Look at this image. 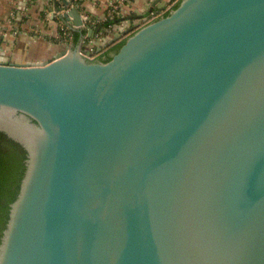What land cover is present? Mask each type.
I'll return each mask as SVG.
<instances>
[{
  "label": "water",
  "instance_id": "water-1",
  "mask_svg": "<svg viewBox=\"0 0 264 264\" xmlns=\"http://www.w3.org/2000/svg\"><path fill=\"white\" fill-rule=\"evenodd\" d=\"M53 3L78 41L0 63L26 154L0 264H264V0L150 9L108 61Z\"/></svg>",
  "mask_w": 264,
  "mask_h": 264
},
{
  "label": "crops",
  "instance_id": "crops-1",
  "mask_svg": "<svg viewBox=\"0 0 264 264\" xmlns=\"http://www.w3.org/2000/svg\"><path fill=\"white\" fill-rule=\"evenodd\" d=\"M178 0H77L85 21L84 49L97 57L120 42L151 11V17L162 15ZM111 19L105 20L111 5L116 4ZM53 0H0V63L26 64L54 59L62 49L55 41L60 26L66 25L54 16ZM111 4V5H110ZM59 7H61L59 5ZM149 18V17H148ZM88 27L94 29L91 37ZM104 31H96L97 28ZM71 43V42H70Z\"/></svg>",
  "mask_w": 264,
  "mask_h": 264
},
{
  "label": "trees",
  "instance_id": "trees-1",
  "mask_svg": "<svg viewBox=\"0 0 264 264\" xmlns=\"http://www.w3.org/2000/svg\"><path fill=\"white\" fill-rule=\"evenodd\" d=\"M167 14L168 13H166L165 15ZM111 22L112 21H108L106 23V26H109ZM72 36V40L74 42H77L79 34L72 33ZM121 44L122 42L114 45L110 49V51L107 52L101 59L104 61H108L111 54L116 52ZM15 160L19 163L21 160V168H17L18 165L16 166L14 164ZM25 160L26 154L24 150L19 145L8 139L6 136L0 134V237L8 220L10 204L13 203L16 199L20 188V182L25 171ZM13 171L17 173L18 177L15 181H13V185H15V188L11 190L10 183L12 180L10 178V175L13 174Z\"/></svg>",
  "mask_w": 264,
  "mask_h": 264
},
{
  "label": "built area",
  "instance_id": "built-area-1",
  "mask_svg": "<svg viewBox=\"0 0 264 264\" xmlns=\"http://www.w3.org/2000/svg\"><path fill=\"white\" fill-rule=\"evenodd\" d=\"M72 1L76 2L77 0H72ZM121 2H122V0H118V3H121ZM110 7H111V9L108 12V15H107V18H106L105 22H108L107 19H111L112 18L115 10L118 8L117 3L111 5ZM53 13H54V16H58L61 12H53ZM159 16L160 15H155L153 18H157ZM72 33L73 32L69 28H67L66 26L65 27L60 26L57 34L54 36L55 37V41L57 43L61 44V45L68 46L70 44V42L72 41V37H73Z\"/></svg>",
  "mask_w": 264,
  "mask_h": 264
},
{
  "label": "flooded vegetation",
  "instance_id": "flooded-vegetation-1",
  "mask_svg": "<svg viewBox=\"0 0 264 264\" xmlns=\"http://www.w3.org/2000/svg\"><path fill=\"white\" fill-rule=\"evenodd\" d=\"M19 159H20V158H19ZM17 160H18V159H17ZM16 162H17V161L15 160L14 164H15L16 166L18 165L17 168H21V164H22V163H21V160H20V163L17 162V164H16ZM18 172H20V171H18ZM17 177H18L17 173L13 171V174L10 175V178H11V180H12L11 183H10L11 190H13V189L15 188V185H13V183H14L13 181H15ZM3 201H4V200H3ZM3 201H2V202H3ZM4 202H5V201H4Z\"/></svg>",
  "mask_w": 264,
  "mask_h": 264
}]
</instances>
